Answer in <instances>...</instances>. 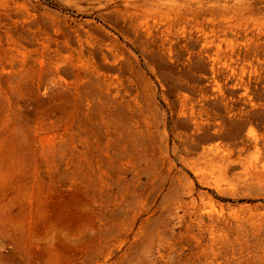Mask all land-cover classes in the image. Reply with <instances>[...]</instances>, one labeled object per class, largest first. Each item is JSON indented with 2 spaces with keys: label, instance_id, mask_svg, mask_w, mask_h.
Instances as JSON below:
<instances>
[{
  "label": "rangeland",
  "instance_id": "1",
  "mask_svg": "<svg viewBox=\"0 0 264 264\" xmlns=\"http://www.w3.org/2000/svg\"><path fill=\"white\" fill-rule=\"evenodd\" d=\"M0 264H264V0H0Z\"/></svg>",
  "mask_w": 264,
  "mask_h": 264
}]
</instances>
